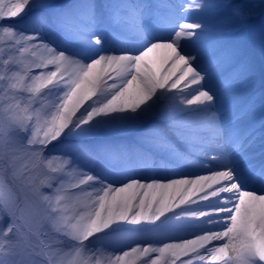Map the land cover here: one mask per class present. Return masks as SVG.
<instances>
[{
  "label": "snow or ice",
  "instance_id": "1",
  "mask_svg": "<svg viewBox=\"0 0 264 264\" xmlns=\"http://www.w3.org/2000/svg\"><path fill=\"white\" fill-rule=\"evenodd\" d=\"M0 39V264H264V0H0Z\"/></svg>",
  "mask_w": 264,
  "mask_h": 264
},
{
  "label": "rangeland",
  "instance_id": "2",
  "mask_svg": "<svg viewBox=\"0 0 264 264\" xmlns=\"http://www.w3.org/2000/svg\"><path fill=\"white\" fill-rule=\"evenodd\" d=\"M248 31H249V26H247V25L241 26L239 31L236 32V34H234L233 36H230V39H238V40L243 41V39L246 36V34L248 33ZM9 54H11V53L9 50L8 41L6 39H0V57L7 58V56ZM252 55L255 59L257 70H259V68H260V51H259L258 44L252 49ZM257 94H258V92H257ZM126 235L130 236L132 234H126ZM136 242L137 241H135V240L124 239V240L119 241L118 243H115L113 246L118 247V248L119 247L128 248L130 246H135ZM67 259L71 260L72 256L69 255L67 257Z\"/></svg>",
  "mask_w": 264,
  "mask_h": 264
},
{
  "label": "bare ground",
  "instance_id": "3",
  "mask_svg": "<svg viewBox=\"0 0 264 264\" xmlns=\"http://www.w3.org/2000/svg\"><path fill=\"white\" fill-rule=\"evenodd\" d=\"M176 2H179V0H176ZM257 116L259 117V113H257ZM162 231L167 233V234H169V235H179V234H181V233L176 232L174 229H169V228L162 229ZM165 242H169V241L165 240Z\"/></svg>",
  "mask_w": 264,
  "mask_h": 264
}]
</instances>
